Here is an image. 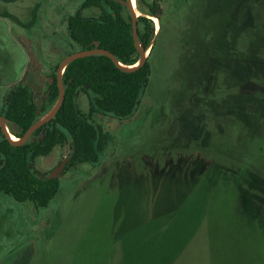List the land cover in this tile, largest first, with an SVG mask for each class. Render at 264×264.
Instances as JSON below:
<instances>
[{
    "label": "rangeland",
    "instance_id": "374dc122",
    "mask_svg": "<svg viewBox=\"0 0 264 264\" xmlns=\"http://www.w3.org/2000/svg\"><path fill=\"white\" fill-rule=\"evenodd\" d=\"M145 1L136 11L155 34L142 102L126 119L93 114L111 136L102 161L63 171L49 206L0 193V264H169L201 217L172 264H264V0ZM82 2L0 0V111L10 81L53 107ZM78 101L88 113L87 94ZM70 151L57 145L34 166L50 173Z\"/></svg>",
    "mask_w": 264,
    "mask_h": 264
},
{
    "label": "trees",
    "instance_id": "16d2710c",
    "mask_svg": "<svg viewBox=\"0 0 264 264\" xmlns=\"http://www.w3.org/2000/svg\"><path fill=\"white\" fill-rule=\"evenodd\" d=\"M157 5V1L148 3V9L155 16L158 15ZM94 6L100 9L98 15L84 14L85 8ZM125 7L122 0H83L67 19L71 41L79 50L94 48L98 43L100 48L113 52L122 63L135 64L139 53L134 42L132 19L124 15ZM0 16L10 17L3 12H0ZM141 21L145 28L144 31L139 29V40L142 47L148 49L155 31L150 24L151 19L143 15L138 17V23ZM151 73L149 60L135 71H125L105 54L86 56L69 63L63 76L65 99L53 119L37 129L22 145L11 143L0 125V193L7 194L17 202L29 201L37 207L49 206L60 190L61 180L60 177L52 178L49 173L38 171L34 159L68 142L71 151L64 171L82 163L100 164L111 136L93 119V114L101 113L120 119L134 115L142 102ZM51 78L48 94L53 106L59 97V88L57 74L53 73ZM82 92L89 98L88 113L78 101ZM48 111L45 105L36 100L30 85L14 82L5 95L0 114L7 120L10 131L21 137ZM224 169L225 174L229 175ZM202 222V217L196 221L169 264L182 253Z\"/></svg>",
    "mask_w": 264,
    "mask_h": 264
},
{
    "label": "water",
    "instance_id": "95a60500",
    "mask_svg": "<svg viewBox=\"0 0 264 264\" xmlns=\"http://www.w3.org/2000/svg\"><path fill=\"white\" fill-rule=\"evenodd\" d=\"M122 2L127 6L131 14L132 23H133L134 42H135V46L139 53L138 61L133 65L124 64L120 60L117 59L116 55L113 52H111L110 50L104 49V48H100L98 46V43H96V46L94 48L80 49V50L70 53L60 62L58 69L56 71L57 84L59 88V97L57 101L55 102L53 107L48 111V113L44 115L42 118L38 119L35 123H33L21 137H18L19 139L12 138V134H10L11 132L8 131L9 129H8L7 120L2 114H0V125L2 127V131L4 132L6 138L11 141V143H13L14 145H22L26 143L32 137L33 133L37 129H39L45 123L53 119L55 115L58 113L65 99V85H64V80H63L64 72L68 64L71 63L72 61L82 58V57L95 55V54H105L109 56L119 68L125 71H135L146 63V61L148 60L147 49H144L142 47L140 40H139V28H138L139 15L136 13V10L132 4V0H122ZM68 161H69V158L64 159L59 165H57L49 173V176L52 178L60 177L63 171L65 170V167Z\"/></svg>",
    "mask_w": 264,
    "mask_h": 264
},
{
    "label": "crops",
    "instance_id": "0c3cea01",
    "mask_svg": "<svg viewBox=\"0 0 264 264\" xmlns=\"http://www.w3.org/2000/svg\"><path fill=\"white\" fill-rule=\"evenodd\" d=\"M4 17V16H3ZM5 18V17H4ZM7 30H8V34H7V36H8V38L10 37L11 38V32H10V29H8L7 28ZM6 44V40H5V38H3V37H1L0 36V48L2 47V46H4ZM13 83H14V81H12ZM11 81L9 82V83H6L7 85H11V83H12ZM1 84V83H0ZM28 85H30L31 87H32V89H33V91H34V93H35V95H36V92H35V87H34V85H32V84H29L28 83Z\"/></svg>",
    "mask_w": 264,
    "mask_h": 264
},
{
    "label": "flooded vegetation",
    "instance_id": "af4514ba",
    "mask_svg": "<svg viewBox=\"0 0 264 264\" xmlns=\"http://www.w3.org/2000/svg\"><path fill=\"white\" fill-rule=\"evenodd\" d=\"M133 2H134V5H135V10H136V5H137V4H136V0H133ZM136 13H137V11H136ZM154 18L157 19V17H155V16H154ZM11 134H12V137H13L14 139H19V138H18L17 136H15L12 132H11Z\"/></svg>",
    "mask_w": 264,
    "mask_h": 264
},
{
    "label": "bare ground",
    "instance_id": "6f19581e",
    "mask_svg": "<svg viewBox=\"0 0 264 264\" xmlns=\"http://www.w3.org/2000/svg\"><path fill=\"white\" fill-rule=\"evenodd\" d=\"M132 4H133V6H134V8H135V5H134L133 0H132ZM8 129H9V127H8ZM8 131L11 132L10 129H9ZM10 134H11V133H10ZM12 138H13V137H12Z\"/></svg>",
    "mask_w": 264,
    "mask_h": 264
}]
</instances>
